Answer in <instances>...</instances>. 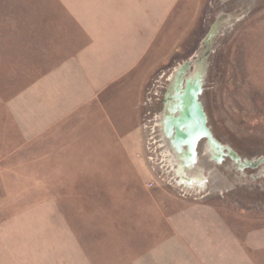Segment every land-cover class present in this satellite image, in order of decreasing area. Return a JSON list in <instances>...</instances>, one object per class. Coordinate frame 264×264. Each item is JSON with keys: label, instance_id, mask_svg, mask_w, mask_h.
I'll return each instance as SVG.
<instances>
[{"label": "rangeland", "instance_id": "374dc122", "mask_svg": "<svg viewBox=\"0 0 264 264\" xmlns=\"http://www.w3.org/2000/svg\"><path fill=\"white\" fill-rule=\"evenodd\" d=\"M87 29L93 59L153 62L121 89L138 91L130 152L98 127L94 101L42 118L46 80ZM203 42L197 101L210 140L189 158L176 128L166 136L203 182L187 190L162 161L158 126L165 114L175 127L180 110L171 68ZM161 248L264 264V0H0V264H134Z\"/></svg>", "mask_w": 264, "mask_h": 264}, {"label": "crops", "instance_id": "0c3cea01", "mask_svg": "<svg viewBox=\"0 0 264 264\" xmlns=\"http://www.w3.org/2000/svg\"><path fill=\"white\" fill-rule=\"evenodd\" d=\"M93 33L94 31L90 29H87L86 32L76 31L77 42L73 49L75 52L73 59L68 60L63 67L55 72V75L51 74L46 80V90L43 96L45 104L42 105L41 110L42 118L44 120L47 117L46 124L52 125L56 120H61L76 110L84 101H94L96 106L100 107L97 110L106 114L105 123L98 127L106 130L112 128L116 136L119 137L117 144L115 141L113 144L120 145L130 152V140L137 138L134 102L137 99L138 91L130 88V94L125 92L127 94L124 95L122 94L124 90L121 89L126 84L125 82L135 78L137 81L140 74L145 77L149 69L148 66L153 62L148 65L144 61L145 58L142 57L134 61L119 56V59L112 58L106 60V63L100 58L93 59L91 55L96 56L95 49L97 48L93 43H89ZM111 48L109 49L111 50ZM97 67L102 69L101 73L97 71ZM118 91L120 92L118 93ZM102 95L104 99L100 101ZM130 95L131 98L128 100L133 104L128 103L124 98L125 96L130 97ZM176 235L174 236L177 237ZM175 239L170 238L169 240ZM192 251L188 248L155 249L149 254L146 252L139 254V258L134 264H200L196 261Z\"/></svg>", "mask_w": 264, "mask_h": 264}, {"label": "bare ground", "instance_id": "6f19581e", "mask_svg": "<svg viewBox=\"0 0 264 264\" xmlns=\"http://www.w3.org/2000/svg\"><path fill=\"white\" fill-rule=\"evenodd\" d=\"M176 28H178V26H176ZM201 44H202V47L200 48L199 51H197L196 56L177 62L175 65H173V67L171 68L169 72L171 73L169 82L175 83L181 88V93L184 94L182 96L185 98V101H187V97H189L191 93L190 83H191V80L195 77L196 72H197L196 69L198 68V64L195 61V57H200L201 56L200 54L202 53L201 51L204 48V42ZM192 68H195L194 72H192ZM161 75L162 77L167 76V74L164 71L161 72L160 76ZM161 116H162L160 117L161 119H159L161 120L160 125L158 124L159 125L158 127L160 128V131H161V138H162L161 143L164 146L166 142L168 143L166 136L168 134H171L174 131L175 127L171 125V127L169 126V128H166L165 114H162ZM180 118H181V113L178 114L177 119H180ZM186 157L179 156L177 154L176 149L173 145V142L171 143V145H169V143H168V146L165 145L164 150L161 152L162 161L165 164H168L169 169H170L168 173H170L173 176V180L176 181L177 185L187 190L198 188V187L200 189L203 186L202 184L203 182H201L200 179L197 177L189 176L187 172H189L190 167L187 163L191 164L192 159L187 160Z\"/></svg>", "mask_w": 264, "mask_h": 264}, {"label": "water", "instance_id": "95a60500", "mask_svg": "<svg viewBox=\"0 0 264 264\" xmlns=\"http://www.w3.org/2000/svg\"><path fill=\"white\" fill-rule=\"evenodd\" d=\"M197 75L196 72L195 77L191 80V93L187 97V101L182 96L184 94H181V98L179 99V113H181V118L176 119L175 122L177 143L187 146V156H190L189 158L194 157L196 144L200 139L208 138L210 140V132L206 126V118L197 101V93L199 92Z\"/></svg>", "mask_w": 264, "mask_h": 264}]
</instances>
